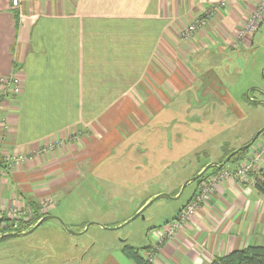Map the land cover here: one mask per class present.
Instances as JSON below:
<instances>
[{
    "label": "crops",
    "instance_id": "0c3cea01",
    "mask_svg": "<svg viewBox=\"0 0 264 264\" xmlns=\"http://www.w3.org/2000/svg\"><path fill=\"white\" fill-rule=\"evenodd\" d=\"M255 1L20 0L13 7L0 0V77L15 62L23 71L21 95L6 102L8 129L0 126V163L29 158L12 171L2 165L0 207L64 216L72 198L143 187L139 208L157 192L176 194L182 185L172 183L188 161L200 167L196 175L213 146L222 155L206 165L251 141L256 130L238 148L226 140L249 118V94L260 91L263 65L251 53L257 35H242ZM197 18L207 25L184 41L181 30ZM261 170L264 157L246 181H221L209 204L159 243L197 185L151 231L145 256L155 264H210L264 247V195L255 187ZM162 179L171 185L162 189ZM49 198L54 204L41 214ZM115 257L107 264H136L122 250Z\"/></svg>",
    "mask_w": 264,
    "mask_h": 264
},
{
    "label": "rangeland",
    "instance_id": "374dc122",
    "mask_svg": "<svg viewBox=\"0 0 264 264\" xmlns=\"http://www.w3.org/2000/svg\"><path fill=\"white\" fill-rule=\"evenodd\" d=\"M256 35V44L251 53L256 52L253 58L263 65V74L257 84L260 91L256 95L254 91L251 96H255L258 101L252 103L245 100L250 108H246L249 118L226 140L231 148L244 145L253 133L264 128V21ZM220 155L221 151L213 146L210 156L202 158L203 165L208 164L212 157L217 159ZM198 169L200 167L194 161H188L180 181L172 183L173 186L182 185L178 194H170L171 190L157 192L139 208H136L137 205L146 195L143 187L133 191L113 190L111 197H106L104 193L89 201H85V198H72L70 202L66 200L68 205L63 203L64 216L59 211L55 214L61 222L49 220L29 235L1 242L0 264H107L110 258H116L121 253L124 244L135 248L147 247L153 243L151 231L172 219L174 208L181 206L197 187L196 182H190L183 188L194 178ZM182 180L185 182L180 183ZM162 182L167 183L166 179H162ZM164 183L162 189L171 185L170 182ZM88 185L93 188L94 183L90 181ZM202 185L197 191L201 190ZM76 191L83 193L82 189ZM161 194H169L172 198L159 199L144 209ZM77 201L81 203L78 207Z\"/></svg>",
    "mask_w": 264,
    "mask_h": 264
},
{
    "label": "built area",
    "instance_id": "2783aa9c",
    "mask_svg": "<svg viewBox=\"0 0 264 264\" xmlns=\"http://www.w3.org/2000/svg\"><path fill=\"white\" fill-rule=\"evenodd\" d=\"M13 7H19L20 0H12ZM221 5H225L221 3ZM264 21V0H256L252 5V12L247 19L246 23L242 26V35L255 34L261 23ZM207 25V19L197 18L190 25L181 30V39L189 41L192 39L198 29ZM23 71L18 67L17 63L13 64V71L8 76L0 77V126L6 131L8 129L7 119L5 117L6 102L16 99L21 95L23 84ZM264 157V136L259 139V142L254 143L253 151L247 158L241 161L236 167H225L216 174H212L207 181L202 185L201 190L195 192L191 201L182 209L179 218L176 221L169 223L165 229L162 238L159 240L161 243L164 237H172L178 231L184 229L190 219L196 214L197 210L202 204H209L212 196L217 188V185L227 179L234 178L241 182L248 179L249 175L256 170L261 160ZM28 156L24 154H16L13 156L5 157L2 164L0 163V188L3 182L4 171L2 165H5L10 171L17 168L19 165L28 160ZM54 202L51 198L47 199L41 206L40 213H46L50 209V205ZM37 212L30 207H0V229L7 228L10 224L16 229L21 220L30 221ZM39 214V213H38ZM10 220L12 223H8ZM152 260V256H148Z\"/></svg>",
    "mask_w": 264,
    "mask_h": 264
},
{
    "label": "trees",
    "instance_id": "16d2710c",
    "mask_svg": "<svg viewBox=\"0 0 264 264\" xmlns=\"http://www.w3.org/2000/svg\"><path fill=\"white\" fill-rule=\"evenodd\" d=\"M255 88L251 89L250 92L254 91ZM248 100L255 102L252 99L251 94H249ZM264 134V132H263ZM259 139V138H258ZM254 138L249 141L247 144H245L238 153L232 157L230 162L224 166H213L210 168V170L205 173L201 178L193 181L196 182L198 186H201L203 183L207 181V179L212 175L216 174L219 171H221L223 168L229 166V165H236L239 164L241 161L245 160L247 158V154L249 152V148H246L248 144H251L253 142ZM255 143V142H254ZM237 149H231L225 152L223 158L219 160L218 162L222 164L225 159ZM205 165L195 176H197L199 173H201L204 168H206ZM256 189L259 193L264 195V171H260V175L256 177ZM178 194V193H177ZM33 209V207H32ZM182 211V210H181ZM37 212V210H36ZM180 214V213H179ZM46 215H52V214H43V215H37L35 214L33 218L30 221H24L21 220L19 224L17 225V228L14 229L13 225H9L5 229H0V236L5 233H13V232H25L27 230H30L32 227H34L42 218H44ZM179 218V216L175 217L174 221H176ZM6 221L8 223L10 220ZM173 222V221H172ZM122 251L129 259L133 260L136 264H155L153 261L148 259L145 256L146 252L151 251V247H144V248H135L129 244H124L122 247ZM210 264H264V247L263 246H249L241 251H234L226 256L219 257L214 259Z\"/></svg>",
    "mask_w": 264,
    "mask_h": 264
},
{
    "label": "water",
    "instance_id": "95a60500",
    "mask_svg": "<svg viewBox=\"0 0 264 264\" xmlns=\"http://www.w3.org/2000/svg\"><path fill=\"white\" fill-rule=\"evenodd\" d=\"M263 132H264V129H262V130H260L259 132H257V134H256L255 137H254L253 142H252L251 144H248V145L246 146V148L251 147L252 144H254V142L259 138V136L263 134ZM240 150H241V148H239V149L235 150L234 152H232V153H231V154L225 159V161H224L222 164H220L219 162H214V163L209 164L208 166H206V168H204V170H203L201 173H199V174H198L197 176H195L192 180H190L189 182H187V183L183 186V188H185L186 185H187L188 183L193 182V181H195V180L201 178L203 175H205V173H207L208 170H210L211 167H213V166H219V165L222 167V166L228 164V163L230 162V160L232 159V157L235 156V155L238 153V151H240ZM163 198H172V197H171V195H169V194H161V195H158L156 198H154L153 200H151V201L145 206L144 209H146V208H148L149 206H151L155 201H157V200H159V199H163ZM177 198H179V197L177 196ZM177 198H176V199H177ZM141 213H142V212H141ZM133 219H135V218H133ZM49 220H57V221H60V219H59L57 216H55V215H46V216H45L44 218H42V219H41V220H40V221H39L34 227H32L30 230H28V231H26V232H22V233H20V232H13V233H5V234H2V235L0 236V243L3 242V241H6V240H8V239H11V238H16V237H20V236L29 235V234L33 233V232H34L39 226H41L43 223H45L46 221H49ZM60 222H61V221H60Z\"/></svg>",
    "mask_w": 264,
    "mask_h": 264
}]
</instances>
